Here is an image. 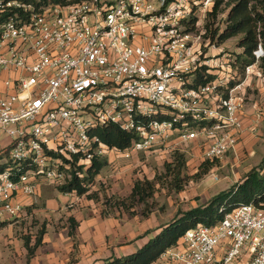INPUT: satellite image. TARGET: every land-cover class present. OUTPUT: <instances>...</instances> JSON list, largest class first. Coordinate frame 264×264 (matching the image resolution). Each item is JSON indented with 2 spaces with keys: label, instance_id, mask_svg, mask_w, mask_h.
Segmentation results:
<instances>
[{
  "label": "built area",
  "instance_id": "2783aa9c",
  "mask_svg": "<svg viewBox=\"0 0 264 264\" xmlns=\"http://www.w3.org/2000/svg\"><path fill=\"white\" fill-rule=\"evenodd\" d=\"M199 1L210 7L214 0ZM188 6V0H0V155L8 150L0 163L11 162L0 171V215L16 216L18 197L34 194L37 178L65 185L95 157L130 159L198 137L206 160L234 151L242 130L239 86L225 91L227 72L189 87L197 69L211 72L219 62L201 51L200 34L182 30ZM109 125L134 135L129 147H109L94 133ZM158 263L264 264V201L187 230Z\"/></svg>",
  "mask_w": 264,
  "mask_h": 264
},
{
  "label": "rangeland",
  "instance_id": "374dc122",
  "mask_svg": "<svg viewBox=\"0 0 264 264\" xmlns=\"http://www.w3.org/2000/svg\"><path fill=\"white\" fill-rule=\"evenodd\" d=\"M226 1L224 0L221 7L224 6ZM188 3L187 9H189L190 14L188 19L195 18L194 30L190 32L193 35L200 34L201 51L208 50L209 46H216L215 48L210 47V54L214 55L215 61L219 62V67H213L214 72L221 77H225V73L230 72V79L239 82L238 84L242 83L245 73H241L232 65L234 54L239 51L236 48V39L227 40L219 46L210 45L208 40L203 39L209 5L206 6L203 2L200 3L199 0H193V2L188 0ZM225 18L226 12L220 14L213 27L223 28ZM182 25V30H186V24L182 23ZM249 71V84H243L241 88L235 91V95L241 100V105L257 102V109L262 111L264 110V100H260V95L264 93V78L258 76L256 67L250 68ZM4 77L5 74L0 75L1 90ZM261 133L262 135L258 137L264 138V131ZM3 137L4 134L1 131L0 141ZM239 140L240 138L237 139L236 145ZM203 144L202 138L198 137L196 140L180 147L171 145L167 149H153L139 153L130 159L112 161L106 158L108 165L97 176L96 182L88 194L82 197L71 193H60L53 183L44 178H37L35 193L18 197V201L22 206L21 211L14 217H10L5 213L0 215V221L11 220V223L0 230V252L4 253L8 249L11 253L12 264H19V262L31 264L30 260L26 263V257H24V254L26 256L27 253L24 246L25 237H29L30 244H33L35 235L44 227L42 252L45 248L58 251L61 256L59 264H74L77 257L79 258L81 254L84 256L86 253L80 242L81 240L77 237L78 226L82 224L83 217L90 219L89 222L92 226H96L100 222L105 223L101 226L104 233L108 231L104 238L105 243L112 240L115 230L118 231L119 228L125 233L123 239L127 243L140 242L147 240V237L149 239L157 235L161 228L172 221L179 213L204 204L213 196V192L217 194L232 186H229L223 180L229 179L231 174L226 172V166L218 170L217 167H220V164L217 160H212L211 171H214L215 175L218 174L219 177L223 176V179H215L213 175L207 177L208 173L199 181H189L180 192L168 191L165 187V181L157 179L163 174L164 163L170 159L171 153L175 150L183 152L187 157L186 174H194L198 166L206 160L203 154ZM257 146V156L254 160L255 167L264 160V141L257 144ZM247 153L245 152V154ZM136 179L156 181L154 194L148 200V209L146 205L141 203L128 208L130 202L126 198L129 196L133 182ZM210 186L213 187V191L209 190ZM63 196L69 199H63ZM25 198H29V201H25ZM72 199L73 202L69 205ZM123 200L126 205L120 206L118 203ZM74 209L79 211L77 215L71 212ZM142 211H145L146 214H142ZM113 223L117 224L114 228H112ZM55 239H58L59 244H53ZM101 259L103 260V258ZM0 264L7 263L0 259ZM153 264H159L158 260Z\"/></svg>",
  "mask_w": 264,
  "mask_h": 264
},
{
  "label": "trees",
  "instance_id": "16d2710c",
  "mask_svg": "<svg viewBox=\"0 0 264 264\" xmlns=\"http://www.w3.org/2000/svg\"><path fill=\"white\" fill-rule=\"evenodd\" d=\"M41 1L43 3L52 2L64 5L76 3L80 0ZM223 2L224 0H214L210 5L207 11L203 39L208 40L210 45L215 44L217 46L227 40L236 39V48L239 51L234 54L232 63L234 68L240 70L241 73H245L248 66L257 65L264 78V0H227L224 6L221 7ZM225 12L224 27H213L217 17ZM194 22L195 18L182 22L186 24L187 32L194 30ZM259 48L262 49L263 55L257 57L255 52ZM217 75L215 72L207 71L206 66H202L193 73L192 84L189 87L204 85L213 81ZM238 83L231 79L227 83L225 91L232 89ZM94 133L109 147H117L120 150L129 147L134 138L133 134L123 132L115 125L96 129ZM7 154L8 150L6 149L0 155V159L6 157ZM212 162L209 160L203 161L194 174L187 175V157L183 152L175 150L171 153L170 159L164 163L163 174L157 179L165 181V187L168 191L180 192L189 181L203 179L210 172L213 166ZM10 165L11 162L0 163V171ZM107 165L106 159L95 157L82 177L73 174L72 179L65 185L58 186L57 190L63 194L71 193L82 197L88 194L95 184L97 176ZM27 168H30V166H27ZM155 182V180L136 179L133 182L129 196L126 198L130 202L128 208L141 203L146 205L148 209V200L154 194ZM259 201H264V160L258 166L251 168L240 182L212 196L204 204L179 213L172 221L164 225L157 235L150 237L135 252L118 258L106 259L99 264H153L167 249L178 245L187 230L196 228L198 225L213 226L221 220L223 213L229 212L241 204L257 203ZM118 204L120 206L126 205L124 200ZM221 208H223V213L219 212ZM142 214H146V212L142 211ZM9 223H11V220L0 221V230ZM44 233L43 227L35 235L33 244H30L29 237H25L24 246L27 249V262L34 256L36 249L42 245Z\"/></svg>",
  "mask_w": 264,
  "mask_h": 264
},
{
  "label": "crops",
  "instance_id": "0c3cea01",
  "mask_svg": "<svg viewBox=\"0 0 264 264\" xmlns=\"http://www.w3.org/2000/svg\"><path fill=\"white\" fill-rule=\"evenodd\" d=\"M207 51L208 55L212 56L210 54L211 48ZM252 67H256L258 76H262L259 69L257 68V65H253ZM211 72H214V70H211ZM248 74L245 73L243 82L237 84L239 88H241L243 84H249L250 77L248 76ZM260 100H264V93H261ZM256 103L257 102H249L241 105L240 117L242 120V130L237 137V139L240 138V140L235 146L234 151L229 152L226 156L217 160L220 164V167H217L218 170L223 169L226 166V172L228 174H231V176L229 177V179L225 177L227 180L223 179V176L219 177L217 176L218 174L215 175L214 171L212 172L211 169L207 177L209 175H213L215 179L219 180L221 178L225 182H227L229 186H231L237 182H240L244 178L246 173L251 168L255 167L256 163H254V160L257 156V144H261L264 141V138L258 137L261 136V132L264 131V119L258 120L257 115L259 109H257ZM245 152L248 153L245 154ZM217 168L215 169L217 170ZM209 188V190L213 191L212 186H210ZM214 195L216 194H214L213 192V196ZM62 198H65L67 200L69 199L64 196ZM77 200L79 199L77 198ZM25 201H29V198H25ZM72 202L73 199L70 201L69 205H71ZM71 212L77 215L79 211H77V209H74ZM89 221L90 219H86V217H83L82 224L78 226L77 237L81 240L80 242L85 248L86 253L84 256H82L81 254L79 258L77 257L76 263L74 264H99L106 259L125 256L135 252L137 249L142 247L148 240L147 237V240L127 243L123 239L125 237V233L122 232L119 228L117 229L118 231L115 230V235L112 236V240L109 241V243H105L104 238L106 237L108 231H105L104 233V230H102L101 228V226L105 223L100 222L98 225L92 226ZM116 226L117 224L113 223L112 228ZM121 238L122 240H120ZM53 244H59L58 239H55L53 241ZM36 250L37 251H35L34 256L30 259L31 264H59L61 256L59 255L58 251H52L51 249L45 248V250L42 252L41 246H39ZM0 256V259L2 261H5V263L7 264H12L11 253L8 251V249L4 253L0 252ZM24 257H26L25 254ZM101 258H103V260ZM25 261L27 263V257ZM65 261H67V259H65ZM19 264L25 263L19 262Z\"/></svg>",
  "mask_w": 264,
  "mask_h": 264
},
{
  "label": "water",
  "instance_id": "95a60500",
  "mask_svg": "<svg viewBox=\"0 0 264 264\" xmlns=\"http://www.w3.org/2000/svg\"><path fill=\"white\" fill-rule=\"evenodd\" d=\"M260 50H261V52H263L261 48H260Z\"/></svg>",
  "mask_w": 264,
  "mask_h": 264
}]
</instances>
